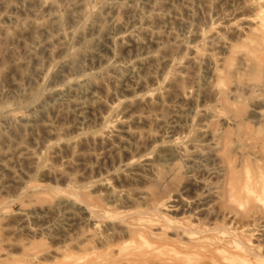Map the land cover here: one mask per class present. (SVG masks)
Listing matches in <instances>:
<instances>
[{
  "label": "rangeland",
  "instance_id": "1",
  "mask_svg": "<svg viewBox=\"0 0 264 264\" xmlns=\"http://www.w3.org/2000/svg\"><path fill=\"white\" fill-rule=\"evenodd\" d=\"M144 242L264 264V0H0V264Z\"/></svg>",
  "mask_w": 264,
  "mask_h": 264
},
{
  "label": "bare ground",
  "instance_id": "2",
  "mask_svg": "<svg viewBox=\"0 0 264 264\" xmlns=\"http://www.w3.org/2000/svg\"><path fill=\"white\" fill-rule=\"evenodd\" d=\"M82 84V83H81ZM76 85V84H75ZM172 146V145H171ZM170 146V147H171ZM176 147V146H175ZM172 204H175V202H173ZM175 206V205H174ZM100 207V206H99ZM153 211V210H152ZM161 211V210H160ZM94 214V213H93ZM96 214H97V212H96ZM95 215V214H94ZM140 215V214H139ZM143 215V214H142ZM145 215V214H144ZM143 215V216H144ZM147 215V214H146ZM162 215V214H161ZM95 216H97V217H99L98 216V214L97 215H95ZM95 218V217H94ZM158 218H159V216H158ZM102 219V218H101ZM160 220V219H159ZM125 221V220H124ZM162 221H164V220H162ZM138 223L139 222H145V224H148V225H150L151 224V221H150V219H145L144 217H140L139 219H138V221H137ZM88 223V222H87ZM113 223V222H112ZM120 223H122V222H120ZM162 224V223H161ZM90 225V224H89ZM143 225V224H142ZM167 225V224H166ZM114 226V225H113ZM153 226H155V225H152L151 227H153ZM163 226H165V224L163 225ZM162 226V227H163ZM171 226V225H170ZM149 227V226H148ZM168 227V226H167ZM158 228V227H157ZM160 228V227H159ZM164 228V227H163ZM174 228V227H173ZM119 229V228H118ZM165 229V228H164ZM177 229V228H176ZM175 229V230H176ZM179 229V228H178ZM177 229V230H178ZM194 229V228H193ZM193 229H187V230H184V232L183 233H176L175 234V238H177V239H180V240H183V238H185V234H188V235H190V236H192L194 233H195V231H193ZM114 230V229H113ZM162 230V229H161ZM182 230V229H181ZM117 231V230H116ZM119 231V230H118ZM122 231H123V229H122ZM126 231V230H125ZM168 231H169V228H168ZM228 231V230H227ZM202 232V231H201ZM204 232V231H203ZM207 232V231H206ZM115 233H118V232H115ZM121 233V232H120ZM199 233V232H198ZM229 233V232H228ZM122 234V233H121ZM173 234V233H172ZM171 234V235H172ZM201 234V233H200ZM202 234H204V233H202ZM206 234V233H205ZM230 234V233H229ZM196 235V234H195ZM119 236H121V235H119ZM174 236V235H173ZM88 237H90V235L89 236H87V238ZM91 237H93L92 235H91ZM117 237V236H116ZM118 238V237H117ZM123 238H124V236H123ZM151 238H153V235H151ZM209 238V237H208ZM207 237L206 238H204V237H199V238H194V237H188V238H185L186 240V242H183V241H181L182 243H180V245L181 246H183L184 248H186L187 250L189 249V250H194V249H198V248H203L204 247V241H206V239H208ZM90 239V238H89ZM150 239V238H149ZM155 239V238H154ZM92 240V239H91ZM114 240H119V238L118 239H114ZM156 241L158 240V238L157 239H155ZM123 241V240H122ZM222 241V240H221ZM89 242H90V240H89ZM158 242H160V241H158ZM223 243V242H222ZM227 244H223L224 246H215L213 249H214V251H216V252H225L226 251V247H228V246H230V245H232L231 244V241H229V242H226ZM239 243V242H238ZM88 244V243H87ZM168 243H166V245H167ZM220 244V243H219ZM155 245L156 244H154V243H148V242H144V243H142V245H137V246H126V245H124L123 246V248L118 252V253H116L117 251L114 249V251H116L114 254H111V255H102V256H100L99 258H98V260H100V261H102L103 263H105V261H111L112 259H114L115 257H117V258H119L120 259V261H123L124 263L126 262V263H129V264H148V263H151V261H153V260H156V259H159V257H162V256H164L163 255V251H161V253L159 252L160 251V248H162V246L160 247V248H158V247H155ZM241 245H242V243H241ZM247 245V244H246ZM89 246V245H88ZM168 246V245H167ZM172 246H174V245H172ZM176 246V245H175ZM183 247H182V249H183ZM164 248V247H163ZM207 248V247H206ZM255 249H256V247H254ZM258 248V247H257ZM205 249V248H204ZM259 249H260V247H259ZM107 250V249H106ZM206 250V249H205ZM211 250V249H210ZM257 250V249H256ZM256 250H255V252H256ZM195 251H197V250H195ZM212 251V250H211ZM87 252L90 254V255H92L93 253L95 254V252H94V249H92V248H88V250H87ZM103 252V251H102ZM191 252V251H190ZM257 252H258V250H257ZM173 253L175 254V255H183L184 253L183 252H181V251H179V250H177V249H173ZM224 254H226V252L224 253ZM96 255V254H95ZM185 255H187V254H185ZM231 255V254H230ZM259 255V254H258ZM261 256V255H260ZM89 258V257H88ZM184 260V259H183ZM94 262V261H93ZM92 261H91V263L90 264H95V262L93 263ZM117 261H115V263H116ZM243 263H241V264H244V262L245 261H242ZM252 262V261H251ZM170 264H179L178 262H171ZM250 264V263H249Z\"/></svg>",
  "mask_w": 264,
  "mask_h": 264
}]
</instances>
